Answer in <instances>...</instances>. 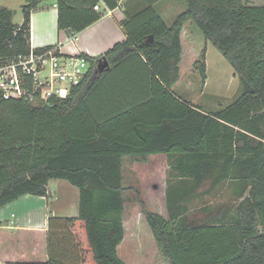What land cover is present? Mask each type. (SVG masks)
I'll return each mask as SVG.
<instances>
[{
  "label": "trees",
  "instance_id": "trees-1",
  "mask_svg": "<svg viewBox=\"0 0 264 264\" xmlns=\"http://www.w3.org/2000/svg\"><path fill=\"white\" fill-rule=\"evenodd\" d=\"M22 22L0 7V59L29 54L30 14ZM166 25L148 7L126 16V39L99 57L63 97L48 105L0 96V209L22 196L48 197L64 180L78 190V215L48 216L45 262L125 264L123 159L164 155L167 218L141 213L169 264H264V6L243 0H180ZM119 0H55L57 27L71 36L97 22ZM192 21L230 64L239 96L205 112L180 100V31ZM53 48L34 49L41 53ZM205 47L193 69L206 79ZM57 54V52H56ZM108 69L98 71L100 60ZM96 72V76H94ZM202 217L190 220V214Z\"/></svg>",
  "mask_w": 264,
  "mask_h": 264
},
{
  "label": "crops",
  "instance_id": "crops-1",
  "mask_svg": "<svg viewBox=\"0 0 264 264\" xmlns=\"http://www.w3.org/2000/svg\"><path fill=\"white\" fill-rule=\"evenodd\" d=\"M153 1L133 0L132 3L127 4L126 0H119L118 6L113 10L106 9L99 2L97 11L103 12L101 18L83 31L71 36L67 31L59 30L57 27L55 0H43L39 4L38 9L30 14V48L40 49L53 46L63 55L81 54L92 58L99 57L114 44L126 39L120 22L126 16L135 15L137 10L144 8ZM0 7L10 10L4 5H0ZM132 9L135 11H131ZM179 13L177 11L175 16ZM189 23L194 25L192 21L185 22L179 35L181 45L180 62L178 64L179 78H181L180 68L181 64L184 63L185 56L187 58L190 57L189 64H193L201 53V51H198V44H194V39H196V43H199V36ZM204 45L206 50L205 42ZM178 98L185 101L180 97ZM156 156H163L166 159L164 155H151L145 159ZM125 159L134 162H143L145 160L126 157L123 161ZM52 182L47 187L48 197L25 195L0 209V264L45 262L47 260L45 238L48 216L52 215L61 218L77 217L78 190L71 188L72 185L70 186L64 180L54 181L55 189L63 190L62 192H70L75 196L74 200L66 199L65 203L61 204L58 202L59 196L55 200H50L53 196L52 194L57 192L55 189L51 192L50 184ZM123 227L124 239L117 248V255L126 264L119 251L125 240L124 221Z\"/></svg>",
  "mask_w": 264,
  "mask_h": 264
},
{
  "label": "rangeland",
  "instance_id": "rangeland-1",
  "mask_svg": "<svg viewBox=\"0 0 264 264\" xmlns=\"http://www.w3.org/2000/svg\"><path fill=\"white\" fill-rule=\"evenodd\" d=\"M132 1L126 0V3H132ZM243 1L250 5L264 6V0ZM24 4L25 0H0V5L8 7L12 11V22L16 25L22 21L21 7ZM148 5L136 12L151 7L166 25L171 24L177 11L179 13L184 9V4L180 0H154ZM131 11L135 10L132 9ZM191 26L199 36V43H196V39H194V44H198V51L200 52L205 46L204 40L196 27L192 24ZM189 61L190 57L185 56L184 63L181 64L180 68L181 78L172 87V92L175 95L205 112L222 109L239 96L240 83L235 71L212 44L206 43V79L204 82L201 81L198 72L193 69V64H189ZM167 171L168 163L163 156L149 157L143 162H134L128 159L123 161L122 172L125 191L122 218L125 225V240L119 251L126 264H169L156 246L141 213L143 203L148 211L164 218L168 217L164 196ZM55 188L53 181L50 184L51 192ZM71 188L77 190L73 186ZM55 190L57 192L52 194L50 200H55L58 196V202L61 204L65 203L66 199L74 200L75 196L70 192ZM201 217L202 214L194 213L190 214L188 218L196 220Z\"/></svg>",
  "mask_w": 264,
  "mask_h": 264
},
{
  "label": "built area",
  "instance_id": "built-area-1",
  "mask_svg": "<svg viewBox=\"0 0 264 264\" xmlns=\"http://www.w3.org/2000/svg\"><path fill=\"white\" fill-rule=\"evenodd\" d=\"M94 10H98L97 5ZM89 65L81 54L63 55L55 47L35 53L31 48L28 55L10 62L0 59V96L33 106L48 105L51 97H65L69 88L84 77Z\"/></svg>",
  "mask_w": 264,
  "mask_h": 264
},
{
  "label": "water",
  "instance_id": "water-1",
  "mask_svg": "<svg viewBox=\"0 0 264 264\" xmlns=\"http://www.w3.org/2000/svg\"><path fill=\"white\" fill-rule=\"evenodd\" d=\"M45 1H48V0H45ZM105 69H108V63L106 62V60L101 59L99 65H98V71L102 72ZM96 74L97 73L94 72V76H96Z\"/></svg>",
  "mask_w": 264,
  "mask_h": 264
}]
</instances>
